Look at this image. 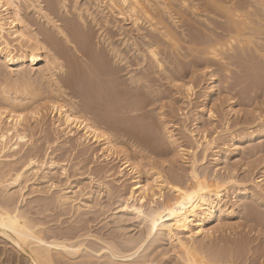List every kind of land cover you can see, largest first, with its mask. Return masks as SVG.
<instances>
[{
	"label": "bare ground",
	"instance_id": "obj_1",
	"mask_svg": "<svg viewBox=\"0 0 264 264\" xmlns=\"http://www.w3.org/2000/svg\"><path fill=\"white\" fill-rule=\"evenodd\" d=\"M210 15L219 17L221 22L220 19L207 22V25L211 24L213 28L210 25L209 28L205 27L204 31L197 30L204 32L203 35L197 31L191 33V23H193L191 17L200 18L199 20L202 18L205 23ZM119 19L123 21V25L129 24L131 30L127 31L125 26H119ZM211 35L216 38L210 40ZM204 36H208V39ZM14 42L16 45L12 44ZM250 48V53L258 54V57L264 59V0H90L88 3L79 0H0V240L6 244V248L8 246L7 249L2 247L0 251V264H68L69 260L79 257L88 250L95 251V254L102 251L109 263L156 264L168 253H173L175 264H238L237 255L235 259L234 251L232 252L231 249L225 248L229 251L224 255L225 249L221 251L223 254H220L218 250L216 251L217 247L214 252L211 246H207V241H211V237L215 235L213 233L219 230L218 227L216 229L210 224L213 221L216 223L217 219L226 213L222 210V207L226 208L228 205L225 202L228 198L224 196L225 193L222 194L225 188L221 185L216 186L213 193L211 190L207 191L210 182H205L206 177L201 176L204 173L199 176L200 171L196 168L198 161L193 160L189 168V180L191 181V178L194 180L193 186L191 187V183L188 182L189 187H186L187 183H185L186 186L181 185L179 192H175L172 183H169L172 186L168 185V178L158 172L160 170H153L155 165L160 167L164 162L161 164L160 161L156 163V160H154L156 162L152 160L154 157L170 155L169 149L175 145L178 149L179 142H175V137H172L173 140L165 137L171 140H166L171 147L169 144L168 147L165 145L163 147L162 142L158 140L161 137L155 141L154 136L159 134L156 133L158 131L152 133L151 130L149 134L153 138L152 142L145 132L152 127L148 123L145 124L146 115L151 112L144 110L152 109L149 105H154L163 98H160V94L157 97V92H154L156 96L151 93L154 89L149 87L154 82L152 76L157 77L156 84L158 81L160 83L163 81V85L165 82L171 85L176 80L186 82L191 67L196 66L201 57L218 65L216 67L224 68L223 73L229 75L230 69L225 68L226 64L227 67L230 66L229 59L225 63L228 58L226 54L239 50L240 54L246 55L249 53L247 49ZM180 58L183 60L181 61ZM233 62L235 63V60ZM37 65L40 66L36 68ZM254 65L252 64V67ZM29 68L36 69L35 75H27ZM260 72L258 71L259 74ZM248 76L250 78V75ZM257 79L258 77L256 81ZM187 82V88L185 85L182 86L186 89V93L192 88L191 81ZM224 88H227L229 94L231 93L229 87ZM188 96L192 95L186 94V97ZM140 111L146 115L139 114L138 116L141 117L134 115ZM42 112L51 117L53 130L61 135L56 140L50 139L48 134L41 135L46 133L41 129L40 122L44 117ZM208 112L210 116L212 111L208 110ZM132 113L134 117L130 116ZM132 119H134V129L137 128L136 121L142 124L140 129L130 130L131 128L123 125V122L131 123ZM236 119L235 124L238 121V118ZM238 126L240 124L235 127ZM31 132L39 134V137L41 135V143L38 142L40 140L31 143L32 137L29 136ZM259 134L258 132L253 137L256 142H258L256 139L262 137ZM61 137L64 142L56 144ZM147 137L152 143L149 144ZM203 139L202 143L207 142L205 136ZM243 139L238 137L237 144L242 143ZM217 141L212 139L204 146L209 149ZM37 142L39 145H35ZM197 146L199 148V144ZM205 149L200 155L199 162L202 164L206 159ZM177 151L173 152L177 153ZM72 155L83 158L73 163L72 170L82 176V178L79 176L81 180L87 179L92 182L94 176L107 179L113 175L111 174L113 169L106 168L107 164H102L100 167L95 164L118 160L121 164L114 175L115 181L123 180L125 175H132V184L122 195L123 199L121 201L116 199L117 201H112V204L109 199L103 204L99 198H92L95 193L92 186L90 187L89 183L88 187L82 185V181L75 183V186L65 184L63 187L64 181H70L64 163H67V159ZM143 168L147 170L142 171ZM55 170L56 178L52 176ZM226 174L228 175L226 177L231 178V173ZM176 180L178 181L177 178ZM211 184H215L213 179ZM211 184L210 187H213ZM25 189L30 190V194L47 197H43L45 198L43 201H35L33 207L30 203L28 209L21 210V204L26 202ZM86 189H89L88 192L85 191ZM108 190L110 191L107 188L106 191ZM164 191L168 192L167 196L170 192L175 195L166 198ZM246 192H241L236 198L242 201L244 198L248 199L246 196H252ZM254 198L258 200L259 197H253V200ZM238 202L234 203L238 204ZM250 204L248 202L243 204L239 213L245 214L250 220L261 219L257 214L260 211H254ZM108 206L113 213L112 221L117 230L123 229V226L119 225L114 212L120 210L136 216L139 224L142 225L138 230L139 235L134 238H120L116 233L105 234L95 230L93 224L104 221ZM143 207H146L145 211L142 210ZM48 217L52 219L47 220ZM101 217L103 219H100ZM50 223H54L55 226H50ZM181 223L191 225V230L184 234L185 239L174 232L172 227ZM157 231L159 236L154 237ZM162 236L168 238L172 245L171 249L164 248ZM199 237L204 241L197 242ZM94 242L100 244L99 250H94L90 246ZM230 242H226L225 245L235 243V241ZM6 250L8 252L12 250L16 254V260H12V256ZM254 251L253 249V253ZM253 256L255 257L254 254ZM100 257L101 255H96V258Z\"/></svg>",
	"mask_w": 264,
	"mask_h": 264
},
{
	"label": "rangeland",
	"instance_id": "obj_2",
	"mask_svg": "<svg viewBox=\"0 0 264 264\" xmlns=\"http://www.w3.org/2000/svg\"><path fill=\"white\" fill-rule=\"evenodd\" d=\"M79 1H82V2L87 1V3H88L90 0H84V1L83 0H79ZM209 17L210 18H207L208 20L206 19L205 23L203 22V19L202 18H201V20H199L200 18L199 19L198 18L196 19L195 17H191V22H193V23H191V27H192L191 28V33H192V31L193 32L195 31L194 33H197L198 32L200 35H201V33L203 35L204 32H200V31H204L205 27L206 28H209V26L211 25V24L207 25L208 23H210L209 21H214L216 19H218V20L220 19L219 17H215V16H212V15H210ZM119 21L122 23V24H120V22H118L119 26L123 25V21L121 19H119ZM219 21L221 22V19ZM200 24H201L202 27L200 26ZM127 25H126V23H124L123 27L125 26V30L128 31L130 29L129 28L130 26H129V24H127ZM211 26L213 28V25H211ZM199 27H201L203 29L201 30V28H199ZM197 30H200V31H197ZM215 32L218 33V31H215ZM205 36H204V38H207L208 37V36L207 37H205ZM215 38L216 37H213L212 36L210 38V40L215 39ZM14 43H12V44L13 45H16V43L15 44ZM196 49H199V48L196 47ZM199 50H201V48ZM250 50H251V48L249 50L247 49V51H249V53L246 54V55L245 54H243V55L240 54L239 50H237V51H231V52H228L226 54L227 55L226 57H228V58L226 59L225 63H227L228 59H229V61L231 63L228 61V63H229L230 66L227 67L228 64H226L225 65L226 67L225 66L224 67L226 69H228V70L230 69L231 72H229V75H231V73H233L232 76H229V75H226L225 73H223V70L222 69H224V68L216 67L218 65H216L214 63L212 64L211 61H209L207 59L204 60L205 58L204 57H201L202 61L203 60L204 61L202 62L201 59H200V61H197V65L196 66H193L194 68L191 67L190 74L192 76H190V74H189L190 77L188 76L189 78L188 77L186 78L187 81L188 80L191 81V83H190L191 85L190 86L192 87L191 88V91L188 92V93H186V89H185V88H187V86H186L187 85L186 83H188L187 81L185 82L184 80L183 81L179 80V82H178L176 80L171 85H167L166 82L163 85V81H162V83H160V81H158L157 84H156V80H157L156 78L157 77H153L152 76L151 79H153L154 82L153 83L150 82V83L153 84V87H151L152 84H150L149 87L152 88V89L154 88V89H153V91H151V93L152 92L153 93L154 92L155 93L157 92L156 93L157 94V97H159L161 95L160 98L163 97V98H161L162 100L160 99L161 102L158 101L159 103L158 102L157 103H154V105L156 104L155 106L154 105H149V108L151 107L152 109H148L147 108V110H144V112L145 111L146 112L149 111L148 113L151 112L150 114H147L146 115L143 111H140V112H136L135 114L132 113L130 116L131 117H134V116H132L133 114L136 115V116H138L139 114H141V116H145L146 115L147 116L146 117L147 119L145 120V124L148 123L149 125H152L153 128L152 127L151 128L149 127V129H150V130H148L149 132L147 130L145 132L148 133V135L150 136V140H152L153 138H151V134H149V133L151 132V130H152V133L158 131V132H156V133H159L158 135H156L158 137L154 136L155 137V141H156V139H158L159 137H161L162 140L160 138L158 140L162 142L161 144H163V147H164V145L168 147V144L170 146L169 141H171V140H169L167 138H170L171 139L172 137H175L176 138V139L174 138L176 140L175 142H177V143L179 142V146L180 147L178 149L176 147L177 145H175L174 147L172 146V148H171L172 150L169 149V153L168 154H170V155H167L166 154V155H164L165 157H163V156L161 157L162 159L160 157H154V159L152 160L153 162H156L157 161L156 163H159L158 161H160L161 164L164 162L163 166L161 165L159 167V165H155V167L158 166V168L156 167V169H155V167H154L153 170L154 171L155 170L156 171L160 170L158 172H161L164 176H166L168 178V181H167L168 182V185L169 186H172L173 185L172 188H175L176 189V190H174L175 192H179V187L181 185H184V186L187 185L186 187H189L188 186V182L191 183V187L193 186L194 180L192 178H191V181L189 180L190 179V176H189L190 169L189 168H191L193 160L198 161L196 168L200 171V172H198V173H200L199 176L202 173H204L201 176L204 177V178L205 177L207 178V179L206 178L204 179L205 182H208V183L210 182L209 184H211L212 183V179H213V183L215 182V184H216V185L215 184L214 185L211 184V185H213V187L212 186L210 187V185L208 183H206L209 186V187L206 188L207 191L211 190V193H213V190H215L216 186L218 187V186H221V185H223V188H225L224 191H222V194L225 193L224 196L226 198H228V200L230 202L224 198L225 199V202H226V205L227 204L228 205L226 206V208H225V206L222 207V210L223 211H226V213L223 214L221 217H219L217 219V221L220 220L219 221L220 223L216 221V223H217L216 224L215 221H213L210 224V225H213L211 227H214V228L218 227L219 230H217V231L215 230L216 233L215 232L213 233V234H215L214 235L215 237L212 236L211 237V241L210 240L207 241V246H211V248L214 250V252H215V249L217 247L216 251L218 250L217 252H219L220 254H223L224 253V255H226L227 252L231 249L232 252L234 251L233 252L234 258L237 255V259L236 258L235 259H236V262L237 261L239 262V263L237 262L238 264H248V263L249 264H257V263L258 264H264L263 263L264 262V250H263L264 249V222H262V221H264V193H263L264 192V178H263L264 177V148H263L264 147V135H263L264 134L263 133L264 132V84H262V83H264L263 82L264 81V71H263L264 70L263 69L264 66H262V65H264V63H263L264 62V59L262 60L260 57H258L259 56L258 54L256 55V54L250 53ZM191 54H193V52ZM230 54H231V57L232 58L233 57H236V58H233L232 59L230 57ZM241 55L244 56V58ZM253 55H255V56H253ZM249 56H251V57H249ZM238 58H239V60H236ZM246 59H248V60H246ZM250 59H252V60H250ZM180 60L182 61L183 58L182 59L180 58ZM234 60H235V63L233 62ZM240 60H243V61H240ZM199 62H200V64H199ZM248 62H249V64H248ZM253 62H256L257 64L256 63H253ZM241 63H242V65H241ZM252 64L253 65L255 64V65L252 67ZM238 65H240V66H238ZM39 66L37 65L36 68H38ZM257 66H261L262 68L261 67H257ZM201 67H203V68L201 69ZM230 67L234 68V70L232 68H230ZM242 67H243V69H242ZM256 68L259 69V70H257ZM197 69H198V71H197ZM244 69H245V71H244ZM249 69H250V71H249ZM28 70L26 72L28 76L35 75L36 69H30L29 68ZM30 70H31V72H30ZM236 70H237V72H232V71H236ZM212 71H213V73H211ZM220 71H222V72H220ZM258 71H261L260 74L258 73ZM179 72H180V74L182 73L181 70H179ZM222 73H223V75H222ZM248 73H253V74H248ZM216 74H218V75H216ZM210 75H212V77L214 78L213 80L211 79L212 77H210ZM233 75H235L236 77L233 76ZM248 75H250V78H249ZM262 75H263V78H262ZM256 76L258 77L257 81H256V78H257ZM244 77H246V78H244ZM226 78H228L227 81H225ZM240 78H241V80H240ZM221 81H222V83H221ZM226 82H228V84ZM230 82H232L233 84L232 83L230 84ZM244 82H245V84H244ZM219 83H220V86H219ZM259 83H261V84H259ZM236 84H238V85H236ZM240 84H242V85L239 86ZM154 85H157V86L159 85L160 87L159 86L158 87L157 86L154 87ZM172 85H175V86H172ZM183 85H185V88L182 87ZM247 85H248V88H247ZM260 85H262V86L260 87ZM161 86L162 87H165V88H162ZM225 86L230 88V90H231V91H229V92H231L230 94L227 92V88H224ZM257 86H259V87H257ZM219 87H221L222 89L219 88ZM155 88H156L157 91L155 90ZM159 88H161V89H159ZM259 88L260 89L262 88V89L260 90ZM152 89H150V90H152ZM224 89H226V90L224 91ZM150 90H149V92H150ZM222 91H224L225 93L222 92ZM259 92H260V94H258ZM155 93L153 95L156 96ZM186 94L192 95V96L186 97ZM244 94H246V95H244ZM163 95H165V96H163ZM167 95H168V97L169 96L170 97L169 98L168 97L166 98ZM248 97L250 98V100H248L249 99ZM246 98H248V99H246ZM256 98H257V100H256ZM219 99L220 100L222 99V100L220 101ZM228 99H229V101H227ZM223 100L224 101L226 100V101L224 102ZM214 101H216V102H214ZM217 101H218V103H217ZM219 101H220V103L221 102L223 103V104L221 103V106H220ZM214 103H215V105H214ZM245 104H247V105H245ZM158 108L160 110H158ZM219 109H221V110H219ZM208 110L212 111L210 116H209L210 113L208 112ZM152 111H154V113ZM219 111H221V112H219ZM233 112L235 114H237L238 116L235 115ZM42 113H43L42 115H44V117L41 120L42 122H40L41 123V129H43L46 133H42L41 135H45V134L47 135L48 134V137L50 136V139L56 140V138L58 136H61V135L57 134L56 133V130H53V127L51 126L52 125V123H51V117L48 114L47 115L44 114L45 112H42ZM201 113H203V114H201ZM212 113H213V115H212ZM219 114H220V116H219ZM150 115H152V116H150ZM221 115H223V116H221ZM224 115H225V117H224ZM242 115H243V118L245 117L246 119L245 118L244 119L241 118ZM141 116H138V117H141ZM208 116H209V118H208ZM211 116L213 118H210ZM215 116H216V118H215ZM152 117H154V118L152 119ZM155 117H157L159 119H157ZM163 117H165V118H163ZM236 118H238V121L235 124V120H237ZM136 120L137 119H135V121ZM157 120H158V122H157ZM228 120H229V123H228ZM133 121H134V119H132L131 123H129V122L128 123L127 122H123V125L125 127H127V128L129 127V129L131 128L130 130H132V128H133V130L140 129V127H141L142 124L139 121H136L138 124L140 123V126L137 124V128L134 129L135 124H134ZM132 122H133L134 125L132 124ZM42 124H44V125L42 126ZM127 124H128V126H127ZM219 124L223 125L222 126L223 128ZM225 124H227V125H225ZM239 124H240V126L235 127V126H237ZM123 125H121V126H123ZM204 125H206V126H204ZM230 125H232L235 128H233ZM160 126H161V128H160ZM198 126H199V129H198ZM213 126H215V127H213ZM261 126H263V127H261ZM162 127H164V128L162 129ZM155 128H156V130H153ZM159 128L161 130H163V131H161ZM204 129H206V130H204ZM203 130L206 133H204ZM213 130L214 131L216 130L215 133H213L214 132ZM201 131H202V133H201ZM211 131H213V132H211ZM162 132H163V134H161ZM235 132H237L236 135H235ZM254 132H256V133H254ZM258 132L260 133L259 134L260 136L262 135V137H259L258 139H256V140H258V142H256L255 140H253V137H255ZM30 134H29V136L32 137V138H30L31 139V143H33V141L36 142L37 140H40L38 142L41 143V138H42L41 135H40V137H41L40 138L38 136L39 134H37V133H32L31 132ZM52 135H53V138H52ZM169 135H171V136H169ZM244 135H246V136H244ZM203 136H205V140L207 142L208 141H211L212 139H215L216 141L218 140L217 142H215L216 146L214 144V146L212 145L210 148L208 147L209 149H207L206 146H204V144L207 143V142L203 141V143H202V140H204L203 139ZM165 137H167V138H165ZM238 137H243L244 138L243 139V142L240 143V144H237ZM146 139L148 140L149 137H147ZM150 140H148L149 144L153 142V140H152V142ZM166 140H169V141H167L168 143L166 142ZM172 140H173V138H172ZM248 140L251 141V142H249ZM245 141H248V142L246 143ZM38 142L35 145H39ZM63 142H64V139H63V137H61L59 141L57 140L56 144L63 143ZM177 143H175V144H177ZM192 143H194V144H192ZM196 143L199 144V148H198V146H197ZM28 144H30V143H28ZM232 144H233V146H232ZM244 144H245V146H244ZM259 144H260V146H259ZM256 145H258V146H256ZM254 146H256V147H254ZM201 147H203V148H201ZM173 149L175 151H177V150L179 151L180 149L181 150H180V152L177 151V153L176 152L174 153L173 152L174 151ZM188 149H189V151H188ZM204 149L206 151V154H204L205 157H206V159L203 161V164H202L199 161L201 160V156L200 155L203 154L202 152H204L203 151ZM170 150L173 153L170 152ZM181 151H183V153ZM175 154H177V155H175ZM191 154H192V156H191ZM193 156H194V158H193ZM191 157H192V160H190ZM79 158H81V156L78 157V158H76L75 156L72 155V157L70 159H67V163H64V164H66V168L65 169L67 170V174H68V176L70 178L69 179L70 181L69 182H66L63 179H61L62 181H64L63 182V187H65V184H66V186L68 184H71V186H75V183H78V182H81L82 181L81 182L82 185H85V186L88 185L89 186V184H90V187L92 186V190H93V192H95L92 198L93 199L99 198V201L102 202L103 204H104V202L106 204L109 201V199H111L109 201L110 203L112 201H117L116 199H118L119 201H121L123 199V196L122 195L128 190L127 189V188H129L128 186H130L132 184V179H131L132 175H125V177L122 178L123 180H119V182L118 181H115L116 180V176H114V175L116 174V172L118 170V166H120V164H121V163H119L118 160H116V161L115 160H113V161L110 160L109 162L95 164V165H97V167H100L102 164H107L108 167H106V168H112L113 169V171L111 172V174L113 173V175L110 176L107 179L100 178V177L97 178V177L94 176V181H93L94 183H93L92 181L87 180V179L81 180L80 178H82V176L75 174V172L72 170L73 169L72 166H74V164L77 161L83 159V158H81V159H79ZM164 158H166V159H164ZM75 159H77V160H75ZM154 160H156V161H154ZM164 160H166V161H164ZM168 161H169V163H168ZM165 162H167L168 164L167 163L165 164ZM146 163H148V162H146ZM142 164H143V162H142ZM170 165H172V166H170ZM103 167H105V166H103ZM225 168H227L228 171ZM145 170H147V168ZM145 170H144V168L142 169V171H145ZM227 172L231 173V178L226 177V175H227L226 173ZM55 173H56V170L52 174V176L53 177L55 176V178H56V174ZM206 173L212 179L209 177L210 178V180H209L208 176H206L207 175ZM234 174H235V176H234ZM79 176H81V177L79 178ZM176 178L178 179V181L176 180ZM250 178L252 180H250ZM215 180L218 182V184H217V182ZM171 181H173V182H171ZM233 182H235V183L233 184ZM169 183L170 184L172 183V185H170ZM185 183H187V184L185 185ZM107 188L110 189V191L109 190L106 191ZM226 188H227V190H226ZM25 190L26 191H24V193H25V197L24 198H26L25 199L26 202H23L21 204V206H20L21 210L28 209V206H29L30 203H31L30 205L33 207L35 201L36 202L37 201L40 202V201H43L45 199L43 197H47L45 195H40L39 196V194H30V190H28V189H25ZM88 190L86 189L85 191L88 192ZM243 190L245 192L247 191L246 193L252 194V196H249L248 195V196H246V197H248V199L244 198L241 201L240 198L238 199L236 197L238 196V194H241V192H244ZM165 191H164V197H166V198H168V196H172V194L175 195V193H171L170 192V195L167 196V193L168 192H165ZM184 193H186V192H184ZM27 194H29V195H27ZM41 196H42V198H41ZM119 196L121 197V199L119 198ZM48 197H50V196H48ZM253 197H259V198H258V200H257V198H254V200H253ZM112 199H115V200H112ZM249 199H250V201H249ZM234 200L236 202L239 201L238 204L237 203H234L235 202ZM227 201H228V203H227ZM247 202L249 204L251 203L250 205H251V207H252V209L254 211H256V212L260 211L257 214H258V217H261V219H259V218H256L255 219L258 222L257 221H254V219H251L250 220V218L248 216H246L245 214L243 215L242 213H239V211L241 210L242 205L245 204V203H247ZM114 207H116V206L114 205ZM109 208L110 207L108 206L107 207V210H106L107 212H106V214H104L105 216L103 215L105 217L104 221H102L99 224H93L95 230L100 231V232L105 233V234H111V233H114L115 234L116 233L117 236H119L120 238H128V237H131V238L133 237L134 238L135 236L139 235L138 234V230H139V228L142 225L139 224V220H138V218L136 216H134L130 212L125 213V212L120 211V210H117L116 212H114V213H116V219L119 220V225L123 226V229H120L121 230L120 231V230H117L116 229V225L112 221V219H113L112 214L113 213H112V211ZM111 208H112V206H111ZM108 210H109V212H108ZM142 210L145 211L146 210V207H143ZM33 211L34 210H32V212ZM230 211L234 212L235 215L232 212H230ZM197 212H198V210H197ZM53 214H54V211H53ZM53 214L50 213V215H53ZM197 214H199V212ZM51 219H52L51 217H48L47 218V220H51ZM100 219H103V217H101ZM49 225L52 226V227L55 226L54 223H50ZM255 226L257 227V229H256ZM172 227H173L174 232L179 233V236L181 238H184V239L186 238L184 236V234L187 233L189 230H191V225L184 224V223L174 224ZM218 228H216V229H218ZM154 234L155 233H153V235ZM234 235H235V237H234ZM156 236H159V231H157V233H156V235L154 237H156ZM161 238L163 239L164 248L167 249V250L171 249L172 248V245H170V242L168 241V238L167 237H163V236ZM212 238H214V239L216 238V239L214 240ZM231 239H233L231 242L233 243V241H235V243L225 245V243L226 242L229 243L230 241H228V240H231ZM212 240H213V242H212ZM200 241L203 242L204 241L203 238H201V237L197 238V242L200 243ZM215 243L217 245H215ZM240 243L242 244V246H241ZM245 243H247V245ZM0 245H1L0 246V248H1L0 251H2V247H3V249H7L8 248V246L6 248V244L2 240H0ZM231 245H233V246H231ZM90 246L94 250H99V248H100V244H98L97 242H94ZM221 247H223V248H221ZM225 248H229V250L228 249H225ZM223 249H225L226 252H225V250L223 252ZM253 249L255 251L258 250V252L257 251L256 252L254 251V253H253ZM6 251H7V253H9L13 257L12 258L11 256H9V257H11L12 260H16V257H15L16 254L12 250H9V252H8V250H6ZM242 251H243V253H242ZM95 253L96 252L95 251L92 252V250L91 251L90 250L85 251V252L82 253V255L80 254L79 257L69 260L68 261V264H127V263H109L108 260H107V257L102 253V251L98 252V254H95ZM244 253H246V254H244ZM251 254H252V256H251ZM253 254L255 255V257L253 256ZM261 254H263V255H261ZM86 255H90L92 257H85ZM96 255H101V257L100 258H96ZM259 256H261V257L263 256V257L261 258ZM17 258H18V256H17ZM174 258L175 257L173 255V253H168L165 257H163V260H160L156 264H175L176 263V259H174ZM259 258H261L262 260L260 259V261H259ZM65 260H67V259H65ZM174 260H175V263H174ZM240 260H242V261L240 262Z\"/></svg>",
	"mask_w": 264,
	"mask_h": 264
}]
</instances>
